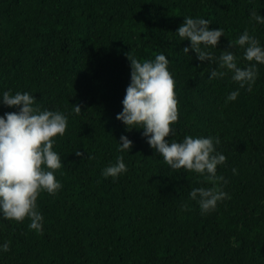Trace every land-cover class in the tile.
<instances>
[{
    "label": "trees",
    "instance_id": "16d2710c",
    "mask_svg": "<svg viewBox=\"0 0 264 264\" xmlns=\"http://www.w3.org/2000/svg\"><path fill=\"white\" fill-rule=\"evenodd\" d=\"M252 12L264 16V0H0V95L29 92L41 109L68 117L54 145L63 187L37 201L43 232L29 229L27 218H0V244L10 243L0 264H264V64L251 91L231 72L210 80L221 69L191 49L184 53L190 41L175 33L186 16L210 20L224 36L207 50L231 51L244 68L255 61L244 60L239 36L247 30L264 45V24ZM161 53L179 112L175 135L165 139L218 137L216 149L226 156L217 175L228 198L207 214L189 193L212 185L171 169L142 129L127 131L116 119L130 83L129 56ZM237 89V99L227 101ZM17 110L0 103V115ZM121 135L133 141L130 152L118 150ZM118 156L127 172L105 178Z\"/></svg>",
    "mask_w": 264,
    "mask_h": 264
},
{
    "label": "clouds",
    "instance_id": "9594fccd",
    "mask_svg": "<svg viewBox=\"0 0 264 264\" xmlns=\"http://www.w3.org/2000/svg\"><path fill=\"white\" fill-rule=\"evenodd\" d=\"M250 16L257 24H264V16L259 13L252 12ZM210 24L206 18L184 17L175 32L178 41H190V46L184 47L183 52L188 54L191 49L197 60L218 65L221 71L213 68L210 80L223 79L231 72V79L240 88L247 86L251 91L258 76L257 65L264 64V45L245 30L235 43L244 49V60L255 63L241 68L231 51L224 50L216 56L207 50L217 48L221 36H224L222 28L211 29ZM129 59L130 83L122 100V111L116 119L126 126L127 131L142 129L141 134L149 146L162 155L171 169L194 172L210 183L212 187L194 188L189 196L199 205L202 215L214 211L219 202L228 198L220 187L223 177L217 175V166L226 163V156L216 149L219 138L185 136L181 142L165 139L175 135L172 126L179 119L170 61L163 53L152 60L141 61L130 56ZM238 96L239 89L231 92L227 101H235ZM36 101L29 92L13 94L7 90L0 95V103L18 109L0 115V218L18 223L27 218L29 229L42 233L44 217L37 201L42 192L55 196L63 187L55 176L63 164L54 145L58 137L65 135L68 117L60 110L41 109ZM74 110L79 114L81 107L76 105ZM117 141L120 152H130L133 147V141L126 135H121ZM76 155L83 156V153L76 151ZM126 172L124 157L118 156L116 163L107 166L102 175L115 179ZM9 250L8 241L0 244V253Z\"/></svg>",
    "mask_w": 264,
    "mask_h": 264
}]
</instances>
